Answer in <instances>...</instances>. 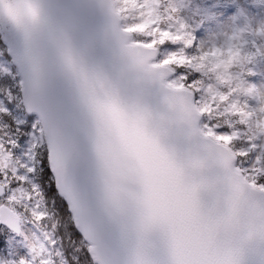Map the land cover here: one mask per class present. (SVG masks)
Listing matches in <instances>:
<instances>
[{
  "label": "snow or ice",
  "instance_id": "1",
  "mask_svg": "<svg viewBox=\"0 0 264 264\" xmlns=\"http://www.w3.org/2000/svg\"><path fill=\"white\" fill-rule=\"evenodd\" d=\"M218 2L0 0V264H241L264 242V28L201 39Z\"/></svg>",
  "mask_w": 264,
  "mask_h": 264
},
{
  "label": "rangeland",
  "instance_id": "2",
  "mask_svg": "<svg viewBox=\"0 0 264 264\" xmlns=\"http://www.w3.org/2000/svg\"><path fill=\"white\" fill-rule=\"evenodd\" d=\"M224 11L213 13L215 19L210 23L202 25L198 32H203L201 39H208L216 33L233 28H250L256 30L264 28V2L263 0H220ZM217 3V7L220 6ZM257 47L264 49V39H256ZM257 77L255 86L258 90H264V54L259 57ZM249 84L251 80L247 79Z\"/></svg>",
  "mask_w": 264,
  "mask_h": 264
},
{
  "label": "water",
  "instance_id": "3",
  "mask_svg": "<svg viewBox=\"0 0 264 264\" xmlns=\"http://www.w3.org/2000/svg\"><path fill=\"white\" fill-rule=\"evenodd\" d=\"M209 179L214 177L210 174ZM241 264H264V242L254 240L242 249Z\"/></svg>",
  "mask_w": 264,
  "mask_h": 264
},
{
  "label": "clouds",
  "instance_id": "4",
  "mask_svg": "<svg viewBox=\"0 0 264 264\" xmlns=\"http://www.w3.org/2000/svg\"><path fill=\"white\" fill-rule=\"evenodd\" d=\"M226 59H227V57H226ZM262 96H264V94H262Z\"/></svg>",
  "mask_w": 264,
  "mask_h": 264
}]
</instances>
